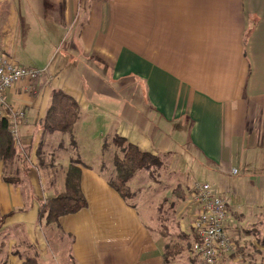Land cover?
<instances>
[{
  "label": "crops",
  "instance_id": "1",
  "mask_svg": "<svg viewBox=\"0 0 264 264\" xmlns=\"http://www.w3.org/2000/svg\"><path fill=\"white\" fill-rule=\"evenodd\" d=\"M0 53L42 72L7 94L25 109L16 144L28 162L15 159L10 184L0 160V264H171L184 249L170 250L140 205L110 185L115 168L94 161L81 166L87 207L57 223L40 217L71 160L44 184L41 122L55 89L80 107L74 151L83 140L94 158L111 134L164 156L167 194L192 223L194 184L227 198L236 250L222 264H264L261 237L244 226L264 218V0H0ZM185 235L193 243V231ZM66 240L63 263L48 244Z\"/></svg>",
  "mask_w": 264,
  "mask_h": 264
},
{
  "label": "rangeland",
  "instance_id": "2",
  "mask_svg": "<svg viewBox=\"0 0 264 264\" xmlns=\"http://www.w3.org/2000/svg\"><path fill=\"white\" fill-rule=\"evenodd\" d=\"M48 136L50 140L46 137L42 142L44 155L38 154V158L41 159L43 165H41V167L38 165L36 166L40 176H42L44 180V184H48L51 177H57V168L68 163V159L65 162L61 161L63 157L69 158L80 165V167L83 166L85 168L89 163L94 161L96 166L100 169H102L104 165L105 170L110 174V170L115 168L114 162L116 157L121 158L123 156L122 150L126 146L125 143L116 141V137L108 134L101 139L102 147L99 155H92L94 157L92 158L90 156L91 153L86 152V144L83 140H80L82 142L79 144L80 149L77 147L79 150L74 151L76 144L75 139L73 138V133L72 135L68 133H54L52 137H50L51 135ZM55 142L61 143L62 148H59V144ZM36 143H38V141H36ZM34 156H36V153H34ZM164 158L165 157L162 155L158 156V162L160 161V164L153 163L135 174L130 181L133 189V197L130 201H136V203L140 205V210H142L144 218L148 224L154 231L158 232L160 235L163 234V236H166V241L169 242L168 244L170 246L175 248V251L178 250L176 245L179 246L183 241L184 249L170 261L171 264H201V259L189 252L192 243H190L191 240L188 242V238L185 235V233H187L188 236H192V219H190V222L189 218H186L187 210H181L182 212L179 214L178 212L180 209L177 208L176 203L170 198V193L167 194L168 187L171 185L170 181L172 175H170V161H167V159ZM134 197L137 198L134 199ZM173 202L175 204H172ZM195 216L196 215H194V219ZM249 224L244 225L245 228L249 229L253 236H260L262 239L264 236V218L259 219L254 224ZM232 241V250L235 252L236 245L234 240ZM56 242L50 241L48 247L50 249L51 246L53 250H56V244L57 249L62 250L61 262L65 263L66 255L64 254H66L68 249L67 240L62 244ZM245 242L246 241H244L243 246L241 245L240 247L242 252L243 248L247 249ZM239 256L240 255H238L237 259L243 262L245 258H240ZM257 263L256 261L254 262V264Z\"/></svg>",
  "mask_w": 264,
  "mask_h": 264
},
{
  "label": "trees",
  "instance_id": "3",
  "mask_svg": "<svg viewBox=\"0 0 264 264\" xmlns=\"http://www.w3.org/2000/svg\"><path fill=\"white\" fill-rule=\"evenodd\" d=\"M79 118L80 107L76 100L64 91L55 89L51 93V102L42 119L41 129L43 134L48 135L53 133L72 135ZM116 141L123 142L126 146L122 150L123 156L115 159V170L110 185L124 199L130 200L133 197L130 181L135 174L153 163L160 164V161L158 162V156L141 151L123 137L117 136ZM17 152L16 139L10 131L9 122L5 118H0V160L6 169L3 179L10 184L19 182V173L12 172L15 159L19 158L25 167L28 162L26 154L18 156ZM85 207L87 201L81 189V167L71 160L66 170L63 189L41 204L39 214L41 218L45 216L47 223L52 224L57 223L62 216L76 213ZM260 243L264 247V236Z\"/></svg>",
  "mask_w": 264,
  "mask_h": 264
},
{
  "label": "built area",
  "instance_id": "4",
  "mask_svg": "<svg viewBox=\"0 0 264 264\" xmlns=\"http://www.w3.org/2000/svg\"><path fill=\"white\" fill-rule=\"evenodd\" d=\"M41 73L17 64L0 53V118L8 120L16 142L19 138V124L25 120V109L23 106H12L8 102V91L24 78L37 80ZM191 197L198 209L193 221L195 239L192 253L203 264H222V256L233 251L228 230V200L208 183L194 184Z\"/></svg>",
  "mask_w": 264,
  "mask_h": 264
}]
</instances>
